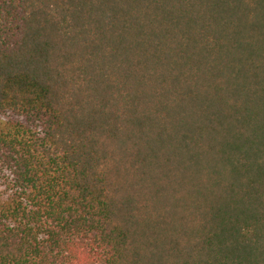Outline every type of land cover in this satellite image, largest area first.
Instances as JSON below:
<instances>
[{
	"label": "trees",
	"instance_id": "obj_1",
	"mask_svg": "<svg viewBox=\"0 0 264 264\" xmlns=\"http://www.w3.org/2000/svg\"><path fill=\"white\" fill-rule=\"evenodd\" d=\"M0 264H264V0H0Z\"/></svg>",
	"mask_w": 264,
	"mask_h": 264
}]
</instances>
